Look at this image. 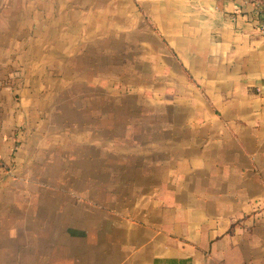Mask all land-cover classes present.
Returning <instances> with one entry per match:
<instances>
[{"label": "crops", "instance_id": "crops-1", "mask_svg": "<svg viewBox=\"0 0 264 264\" xmlns=\"http://www.w3.org/2000/svg\"><path fill=\"white\" fill-rule=\"evenodd\" d=\"M60 1L63 67L96 93L72 107L76 158L45 165L58 181L0 167V264H264V0ZM31 97L0 83L14 168L37 161Z\"/></svg>", "mask_w": 264, "mask_h": 264}, {"label": "rangeland", "instance_id": "rangeland-1", "mask_svg": "<svg viewBox=\"0 0 264 264\" xmlns=\"http://www.w3.org/2000/svg\"><path fill=\"white\" fill-rule=\"evenodd\" d=\"M60 3V0H0V59L7 61V63L1 62L3 67L0 66V73L4 71L5 77L0 79V83L11 85L16 89L26 86L31 88V104L36 102V105L28 112L31 115L29 119L31 123L28 127L29 134L36 136L34 142L37 155V161H32V165L29 166L27 163L25 166L21 164L16 166L15 164V168L11 163L12 160L5 164L0 159V167L5 171L3 181L12 180L16 184L32 181L43 183L56 179L58 181L59 173H53L52 176L50 171L45 172V165L60 166L61 155L64 154L63 148L66 146L69 148L70 161L76 158L77 137L74 123L77 110L72 107L83 98L84 101L92 100L96 91L88 89L86 93L91 96L90 98L83 97V94L80 96L77 89L80 90L86 82L83 84L76 75L73 76V73H76V62L70 60L67 67H63L64 55L75 56L77 46H65L61 43L60 29L57 27V22L62 18ZM64 6L63 4L62 8ZM46 17L52 19V28L44 29L43 21ZM75 29L73 25L69 31L76 33ZM14 35L16 39L13 41ZM35 37L37 42L44 38L43 43L46 44H37L33 47L27 40H34ZM7 50H11L9 54ZM34 57H36L35 69L29 66ZM66 72L69 74L66 75ZM100 93L105 97L102 100H110L107 92ZM114 96L115 93L113 98ZM65 105L69 106L68 110H65L69 118L62 115ZM63 117L67 121L62 122ZM5 186H1L0 195L13 196L15 187L12 184L7 185L2 193L1 189ZM52 191L60 196L59 188H54Z\"/></svg>", "mask_w": 264, "mask_h": 264}, {"label": "built area", "instance_id": "built-area-1", "mask_svg": "<svg viewBox=\"0 0 264 264\" xmlns=\"http://www.w3.org/2000/svg\"><path fill=\"white\" fill-rule=\"evenodd\" d=\"M256 16L258 17V29L260 30L261 33L264 34V17H261L259 12L256 13Z\"/></svg>", "mask_w": 264, "mask_h": 264}]
</instances>
